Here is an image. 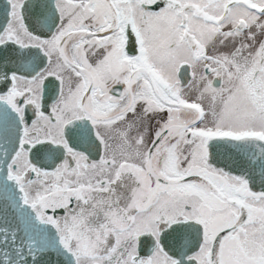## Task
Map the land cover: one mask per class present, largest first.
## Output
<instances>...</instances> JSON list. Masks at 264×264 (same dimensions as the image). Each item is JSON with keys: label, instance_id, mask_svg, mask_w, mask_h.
Wrapping results in <instances>:
<instances>
[{"label": "snow or ice", "instance_id": "1", "mask_svg": "<svg viewBox=\"0 0 264 264\" xmlns=\"http://www.w3.org/2000/svg\"><path fill=\"white\" fill-rule=\"evenodd\" d=\"M0 264H264V0H4Z\"/></svg>", "mask_w": 264, "mask_h": 264}, {"label": "flooded vegetation", "instance_id": "2", "mask_svg": "<svg viewBox=\"0 0 264 264\" xmlns=\"http://www.w3.org/2000/svg\"><path fill=\"white\" fill-rule=\"evenodd\" d=\"M4 0H0V7H2Z\"/></svg>", "mask_w": 264, "mask_h": 264}]
</instances>
